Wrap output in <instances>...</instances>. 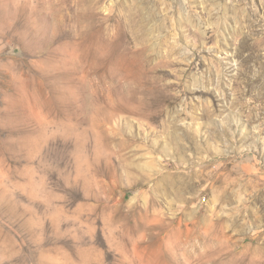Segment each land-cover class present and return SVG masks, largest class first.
I'll return each instance as SVG.
<instances>
[{
  "label": "rangeland",
  "instance_id": "obj_1",
  "mask_svg": "<svg viewBox=\"0 0 264 264\" xmlns=\"http://www.w3.org/2000/svg\"><path fill=\"white\" fill-rule=\"evenodd\" d=\"M0 264H264V0H0Z\"/></svg>",
  "mask_w": 264,
  "mask_h": 264
}]
</instances>
